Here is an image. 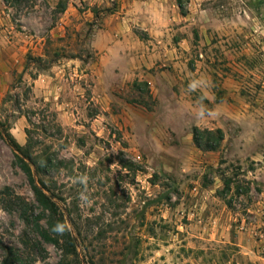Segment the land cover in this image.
<instances>
[{
  "label": "rangeland",
  "instance_id": "obj_1",
  "mask_svg": "<svg viewBox=\"0 0 264 264\" xmlns=\"http://www.w3.org/2000/svg\"><path fill=\"white\" fill-rule=\"evenodd\" d=\"M189 1L178 0L185 15ZM200 7L204 16L173 34L188 38L183 66L200 74L183 80L167 117L146 82L127 85L109 110L84 86L69 116L33 81L54 60L78 58L89 73L95 33L118 0H0L3 38L29 41L32 62L0 102V246L27 264L64 258L61 236L46 241L35 228L48 229L50 214L22 159L58 205L81 264H264V0ZM202 72L206 92L189 87ZM201 106L216 115L200 117ZM196 128L222 130L220 147L199 148Z\"/></svg>",
  "mask_w": 264,
  "mask_h": 264
},
{
  "label": "crops",
  "instance_id": "obj_2",
  "mask_svg": "<svg viewBox=\"0 0 264 264\" xmlns=\"http://www.w3.org/2000/svg\"><path fill=\"white\" fill-rule=\"evenodd\" d=\"M202 1L190 0L185 15L178 0H118L116 12L109 14L95 33L92 49L96 59L87 64L90 72L81 69L82 61L78 58L63 63L54 60L49 67L39 71L33 88L72 116L76 109L73 101L82 100L84 86L91 87L96 94L94 99L109 110L111 102L117 100V95L127 85L146 82L158 102L157 110L164 111L167 117L171 100L185 93L183 80L200 74L199 70L189 73L183 66L184 60H188L184 53L188 38L174 39L173 34L185 29L188 25L183 22H188L195 12L198 19L204 16L205 10L200 7ZM138 28L147 32V40L137 35L135 29ZM4 33L5 30L0 31V102L13 84L28 78L32 70V62L27 57L30 42H20L12 37L4 39ZM204 58L205 54L201 52L199 59ZM205 78L206 74L202 72L196 82L206 92L210 86ZM16 132L14 129L16 139L24 143V132L19 135Z\"/></svg>",
  "mask_w": 264,
  "mask_h": 264
},
{
  "label": "trees",
  "instance_id": "obj_3",
  "mask_svg": "<svg viewBox=\"0 0 264 264\" xmlns=\"http://www.w3.org/2000/svg\"><path fill=\"white\" fill-rule=\"evenodd\" d=\"M195 142L199 148H205L206 150H217L220 147L224 139V133L222 130L213 131H205L201 132L199 129L194 130ZM206 137V142L203 141V138ZM12 146L18 151L22 152L23 148L14 140L12 141ZM22 168L29 177L30 184L32 187V191L34 193L36 201L41 205L46 211L49 212L50 218L48 220V229H45L40 224V220L35 222V228L39 234L40 238H43L46 241H53L55 243H59L58 240H55L53 236H61L63 240V251L64 258L59 264H81L79 261V255L75 243V239L72 236L70 230L68 229L67 223L63 215H61L60 210L56 202L42 189L33 174L31 167L26 163V161L21 159ZM65 225L64 232L58 233L54 231V228L57 224ZM37 246L36 244H34ZM25 247L28 248L29 245L25 244ZM3 251V259L2 264H27L25 259L23 258V254L20 249H16L14 247H5L3 245L0 246Z\"/></svg>",
  "mask_w": 264,
  "mask_h": 264
},
{
  "label": "clouds",
  "instance_id": "obj_4",
  "mask_svg": "<svg viewBox=\"0 0 264 264\" xmlns=\"http://www.w3.org/2000/svg\"><path fill=\"white\" fill-rule=\"evenodd\" d=\"M189 87L191 89H195L196 87H198V82L193 81L192 84L189 85ZM198 115L200 117H204V116L214 117L216 115V113H214L213 111L207 110L206 108H204L203 106H201V109H200ZM64 230H65V225L59 224V223L54 228V231H56L58 233H61V234L64 232Z\"/></svg>",
  "mask_w": 264,
  "mask_h": 264
}]
</instances>
